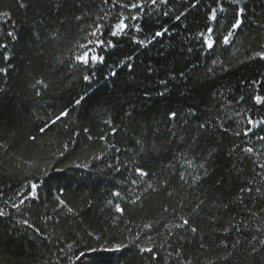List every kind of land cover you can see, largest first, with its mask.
Here are the masks:
<instances>
[{
  "label": "trees",
  "instance_id": "obj_1",
  "mask_svg": "<svg viewBox=\"0 0 264 264\" xmlns=\"http://www.w3.org/2000/svg\"><path fill=\"white\" fill-rule=\"evenodd\" d=\"M134 2L0 0V264H264V0Z\"/></svg>",
  "mask_w": 264,
  "mask_h": 264
},
{
  "label": "snow or ice",
  "instance_id": "obj_2",
  "mask_svg": "<svg viewBox=\"0 0 264 264\" xmlns=\"http://www.w3.org/2000/svg\"><path fill=\"white\" fill-rule=\"evenodd\" d=\"M149 2L152 4V5H156L157 4V0H149ZM162 2H167V0H162ZM129 7L133 8V9H142L144 8V0H137V2H134V3H131L130 5H128ZM220 11H224V9L221 7L220 8ZM243 9H237V12L235 13V16L237 17L236 20H235V23H232L231 24V28L227 31V34L223 36V43L225 45H228L231 43V38L233 37V34H234V30L237 29L241 24H242V19L240 17L243 16ZM211 19L213 20H216L217 17H216V9H212L211 10V16H210ZM128 19H132V20H139L140 17L139 16H131V17H121L117 23H115L113 25V28L115 29L113 32H112V35H118L120 33H124L127 31L129 25L126 23V20ZM177 19H179V17H177ZM97 28H99V26H97ZM136 31H140L141 29L137 26L135 28ZM166 32V30H163V31H157L155 32V37H159V36H162L164 35ZM213 32H214V29L209 27L207 29V33L208 35L207 36H204L203 34L202 35V39L204 41V45L208 48V49H213L214 48V45H215V38L213 37ZM94 36L96 35H99V32L98 31H95L92 33ZM89 43H93L92 41H89ZM107 43L110 47L114 46L111 42H105L103 41L102 39H98L95 41V44L100 46L101 48L104 46V44ZM138 43L140 44H143L144 41H138ZM81 48H84L85 46L84 45H80ZM90 51H84L83 54H81L80 56L76 57L75 60L78 62V63H81L83 64L84 66H87L89 65L90 62H95V63H100L103 61V57L102 56H99L98 54H92L90 55ZM257 56L261 57V58H264V53H257ZM0 71H3L2 69H0ZM113 75H115V73H113ZM83 79L85 81H88L91 79V77L89 75H85L83 77ZM163 95V94H162ZM254 99L257 101V102H260V103H264V98L260 97V96H256L254 97ZM77 103H79V101H77ZM69 115V113L66 111V110H62L58 115L55 116V119L52 120V123L55 124L57 121H60L62 120L63 118L67 117ZM176 116V113H171L170 114V118H175ZM249 122H251V120H249ZM201 127H203V125H201ZM264 139V138H262ZM247 151H252L251 148L247 149ZM141 174L143 175L144 173L141 172ZM30 188V191H32L33 193H35L37 190H38V185L36 183H32L30 184L29 186ZM28 194L25 193V196H27ZM115 195H119L118 193H115ZM29 198H33L34 199V196L33 197H29ZM24 201H22L23 203ZM117 210L120 211V207L119 205H117ZM71 211V209H70ZM0 215H4L3 212H0ZM24 223H28L27 221H24ZM184 224L187 225L188 224V221L185 220L184 221ZM193 231H195V229H193ZM147 251L151 252L152 250L151 249H148ZM254 252L256 251L255 249L253 250ZM85 254L84 253H80L79 256H77V260L83 258Z\"/></svg>",
  "mask_w": 264,
  "mask_h": 264
}]
</instances>
